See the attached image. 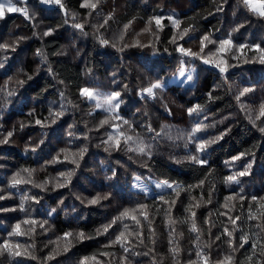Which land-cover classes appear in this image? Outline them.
Returning <instances> with one entry per match:
<instances>
[{
	"label": "trees",
	"instance_id": "trees-1",
	"mask_svg": "<svg viewBox=\"0 0 264 264\" xmlns=\"http://www.w3.org/2000/svg\"><path fill=\"white\" fill-rule=\"evenodd\" d=\"M15 3L0 18V264H264V15L245 0ZM182 65L190 85L170 82ZM83 89L120 93L118 109ZM135 176L172 187L146 196Z\"/></svg>",
	"mask_w": 264,
	"mask_h": 264
},
{
	"label": "snow or ice",
	"instance_id": "snow-or-ice-1",
	"mask_svg": "<svg viewBox=\"0 0 264 264\" xmlns=\"http://www.w3.org/2000/svg\"><path fill=\"white\" fill-rule=\"evenodd\" d=\"M43 2L50 3V2H53V0H43ZM54 2L55 3H59V0H54ZM245 2L248 3L249 0H245ZM61 7H62V5H61ZM91 7L94 9L96 7V4H92ZM261 8L264 9V5H261ZM5 11H7V12H15V11H22V9L15 7L13 5V0H0V18H3L4 14H5ZM24 14H25V16H27V13L26 12H24ZM261 14L264 15V11H261ZM157 24H159V20L158 19H157ZM75 27L82 28L83 26L80 25V24H76ZM125 27H127V26H125ZM45 34L47 35L48 33H45ZM207 39H208L207 36L203 37V40H207ZM102 43H107V41H102ZM227 43H230V41L223 42L221 44V48H223L224 47V44H227ZM7 47H8V45L0 44V48H5L6 49ZM178 50L181 53L185 54V55H193V56L196 55L195 53H192L190 50H185L183 47H180ZM205 63H208V61L205 60ZM0 66H2V65H0ZM217 66H219V65H217ZM220 70H221V72L226 71L225 68H221ZM181 75H183V73H181ZM29 79H31V77H29ZM187 79L188 80H191L192 79V76L189 75L187 77ZM161 87H162V85L159 82H156V83L152 84V86L150 88L145 89L144 91H146L149 96H154L153 90L154 89H157V88H161ZM247 91H250V89H244V92H247ZM82 94L83 95H86L89 98H95L93 92L90 91L89 89H83L82 90ZM95 95L98 96L99 94H95ZM119 95H120V93L114 92V93H111L110 95L104 97L105 102L109 104V108L106 109L107 111H111V108L113 106L114 107H119V103L120 102L117 99L119 97ZM241 95H243V92L241 93ZM113 102H114V104H113ZM97 106H99V104ZM194 111H196V109H189V114H192ZM260 114L262 116H264V106L261 107ZM104 122H106V121H104ZM37 123H39V121H37ZM198 131H200V126L199 125H197L192 130V134L191 135L194 136V134L196 132H198ZM261 131H264V128H262ZM9 136H11V133H9ZM190 138H191V136H190ZM127 139H131V138L128 137ZM3 142L6 143L7 141H3ZM117 146H119V145L117 144ZM203 146H204L203 144L198 145V149H202ZM138 151L141 152V153H145V147H139L138 148ZM190 159H192V160H194V161H196L198 163H201V164L205 163L202 160H198L197 157H195V156L190 157ZM240 175H244V173H240ZM228 179L229 180H233L234 178L233 177H228ZM19 182L20 181H17L15 179L13 181L14 184L15 183H19ZM165 186L168 187V188H171L172 187V185L168 181H163V182L157 184V187H165ZM0 198H2V197H0ZM253 199H255V197H253ZM90 203H93V204L94 203H97V200L96 199H93L92 201H90ZM139 207L143 208V207H145V205H140ZM122 216H128V210H125V212L122 213ZM131 218L133 220H136V217L135 216H132ZM117 219H119V218H117ZM116 222H117L116 220H113L112 221V224H115ZM136 222L139 223L138 220H136ZM25 223H28V221H25ZM108 227H111V225H108V226L105 227V229H104L105 232H107ZM124 227H125V229H127V225H125ZM19 228H20V225L19 224L16 225V230H17L16 231V234L17 235L20 234L19 231H18ZM193 230H195V225H193ZM65 235L66 236H69L71 234L70 233H66ZM79 236H80L81 239L84 238V234L83 233H80ZM122 241H126V237H125V233L124 232H120L119 235L116 236V239H115V241H113V243H120L121 244V247L124 248V251L127 252L128 251V248L126 247V244L124 242H122ZM10 247L11 246L7 242H5L3 245H0V248H3V249H9ZM16 247H19V245H16ZM16 255H20V253L17 252ZM197 255H199V253ZM225 260L228 262V264H230L231 257H226ZM221 264H223V262H221Z\"/></svg>",
	"mask_w": 264,
	"mask_h": 264
},
{
	"label": "rangeland",
	"instance_id": "rangeland-1",
	"mask_svg": "<svg viewBox=\"0 0 264 264\" xmlns=\"http://www.w3.org/2000/svg\"><path fill=\"white\" fill-rule=\"evenodd\" d=\"M18 1L26 2V0H18ZM13 5L17 7L15 0H13ZM248 5L252 11H254L255 13L259 15H262L261 11H264V9L261 8V5H264L262 0H249ZM8 13H13V12H8ZM194 71H195V68L193 65H189V66L182 65L180 69L178 70L177 74L175 75V77L172 78L170 82L175 83V84H181V85H190L193 83V80H194ZM181 73H183V75H181ZM189 75L192 76L191 80L187 79ZM90 91L93 92L95 98H89L85 95L87 100L89 102L91 101L96 106L97 109L101 111H107L106 109L109 108V104L106 103L104 100V97H106L103 95L105 91L103 90V92H98L96 89H91ZM95 94H99V95L96 96ZM92 99L94 101H92ZM98 104L99 106H97ZM117 109L118 107L113 106L111 108V111H116ZM161 182L163 181L153 179L149 176H145V177L135 176L132 179L131 188L135 191L145 194L146 196H154V195L160 194L170 189L166 186L157 187V184Z\"/></svg>",
	"mask_w": 264,
	"mask_h": 264
}]
</instances>
